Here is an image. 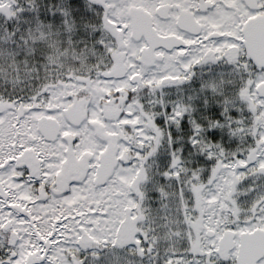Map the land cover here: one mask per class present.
<instances>
[{"label":"snow or ice","instance_id":"obj_1","mask_svg":"<svg viewBox=\"0 0 264 264\" xmlns=\"http://www.w3.org/2000/svg\"><path fill=\"white\" fill-rule=\"evenodd\" d=\"M0 264H264V0H0Z\"/></svg>","mask_w":264,"mask_h":264}]
</instances>
